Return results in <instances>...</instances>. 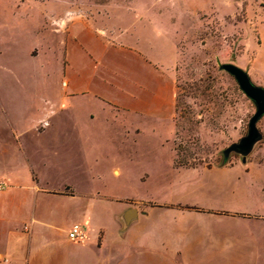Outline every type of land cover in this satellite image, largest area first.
I'll return each instance as SVG.
<instances>
[{
  "label": "rangeland",
  "instance_id": "1",
  "mask_svg": "<svg viewBox=\"0 0 264 264\" xmlns=\"http://www.w3.org/2000/svg\"><path fill=\"white\" fill-rule=\"evenodd\" d=\"M226 63L264 87V0H0V181L33 175L44 185H74L107 225L119 222L126 203L222 202L230 194L210 180L222 175L240 187L254 182L259 192L264 115L252 150H230L248 135L256 104ZM76 76H87L84 86L100 95L121 98L122 84L137 91L134 79L151 90L172 83L173 105L160 117L113 122L93 101H68ZM44 111L54 132L28 133L25 163L7 128L41 129L49 125L39 119ZM137 125L140 136L126 133ZM160 212L153 221L175 222L176 212L169 219Z\"/></svg>",
  "mask_w": 264,
  "mask_h": 264
},
{
  "label": "crops",
  "instance_id": "2",
  "mask_svg": "<svg viewBox=\"0 0 264 264\" xmlns=\"http://www.w3.org/2000/svg\"><path fill=\"white\" fill-rule=\"evenodd\" d=\"M85 78L76 76L71 88L69 78L68 101L73 104L93 101L113 122L139 115L160 117L166 104L173 105L172 83H160L151 90L145 80L134 79L137 91H129L122 84L120 91L125 97L121 98L100 95L84 86ZM48 112L39 117L49 124L41 129L7 128L19 144L20 158L25 163L29 156L28 133L41 138L54 132ZM74 129L86 135V129ZM126 133L137 137L142 130L137 125ZM114 172L120 170L115 168ZM210 180L212 189L230 194L226 200L192 205L186 199L177 198L144 207L126 203L117 214L119 222L107 225L101 221V209L95 210L91 200H79L87 192L74 185H44L33 175L32 178H3L0 181V264H229L242 258L261 263L264 184L261 183L259 192H252L254 182L250 187L236 186L235 179L227 175ZM130 208L137 210V216L125 224L122 217ZM160 211L164 219L172 218L169 213L176 212L175 222L153 221ZM69 214L81 221L67 223ZM186 219L196 224L190 227ZM74 224L83 226V239L69 237ZM199 224L206 230V238L200 235Z\"/></svg>",
  "mask_w": 264,
  "mask_h": 264
},
{
  "label": "water",
  "instance_id": "3",
  "mask_svg": "<svg viewBox=\"0 0 264 264\" xmlns=\"http://www.w3.org/2000/svg\"><path fill=\"white\" fill-rule=\"evenodd\" d=\"M222 67L236 78L243 92L256 104V112L249 123L248 135L243 137L239 143L233 144L230 147V150H236L243 155H247L252 150L256 141L261 137V133L257 127V121L264 115V87L254 84L248 73L235 64L226 63ZM136 216L137 210L130 208L123 214L122 218L124 223L128 224Z\"/></svg>",
  "mask_w": 264,
  "mask_h": 264
},
{
  "label": "built area",
  "instance_id": "4",
  "mask_svg": "<svg viewBox=\"0 0 264 264\" xmlns=\"http://www.w3.org/2000/svg\"><path fill=\"white\" fill-rule=\"evenodd\" d=\"M69 237L73 240H81L84 238V228L81 224H74L69 231Z\"/></svg>",
  "mask_w": 264,
  "mask_h": 264
}]
</instances>
